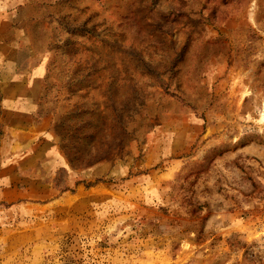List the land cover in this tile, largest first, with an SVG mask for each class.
Returning a JSON list of instances; mask_svg holds the SVG:
<instances>
[{
	"label": "rangeland",
	"instance_id": "obj_1",
	"mask_svg": "<svg viewBox=\"0 0 264 264\" xmlns=\"http://www.w3.org/2000/svg\"><path fill=\"white\" fill-rule=\"evenodd\" d=\"M40 65L0 264H264V0H0V103Z\"/></svg>",
	"mask_w": 264,
	"mask_h": 264
},
{
	"label": "crops",
	"instance_id": "obj_2",
	"mask_svg": "<svg viewBox=\"0 0 264 264\" xmlns=\"http://www.w3.org/2000/svg\"><path fill=\"white\" fill-rule=\"evenodd\" d=\"M17 72L20 73L21 69L17 68V70L14 72L15 78L13 80L15 82L11 83V85H14L16 87V92L12 96H4L0 103L1 107L18 114H24L25 116L30 117L31 119H35L38 116L39 102L33 96L29 95V92L31 93L34 90L35 85L40 83L44 79L47 74V71L45 68L42 67V65H40L37 68L32 69L30 73L17 74ZM10 75L13 76V74ZM24 75H31V80L24 81L22 77ZM3 81L4 79L0 80L1 85H3ZM11 128L21 133L34 132V129H32L31 127L22 128L18 126V124Z\"/></svg>",
	"mask_w": 264,
	"mask_h": 264
}]
</instances>
